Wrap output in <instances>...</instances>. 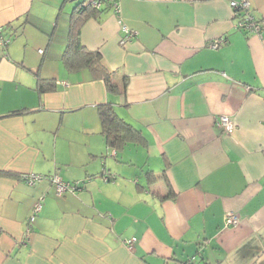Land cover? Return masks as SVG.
I'll return each mask as SVG.
<instances>
[{
    "label": "crops",
    "instance_id": "1",
    "mask_svg": "<svg viewBox=\"0 0 264 264\" xmlns=\"http://www.w3.org/2000/svg\"><path fill=\"white\" fill-rule=\"evenodd\" d=\"M249 1L259 35L234 26L229 0L85 11L80 43L119 86L126 77L111 91L66 50L79 0H0V264H264V0ZM38 78L53 87L39 91ZM107 103L144 143L106 144ZM24 173L80 188L57 194ZM229 210L237 224H224Z\"/></svg>",
    "mask_w": 264,
    "mask_h": 264
},
{
    "label": "trees",
    "instance_id": "2",
    "mask_svg": "<svg viewBox=\"0 0 264 264\" xmlns=\"http://www.w3.org/2000/svg\"><path fill=\"white\" fill-rule=\"evenodd\" d=\"M92 1L93 0H81L74 6L66 50L67 52H72L78 58L79 63L82 61V63L89 66L96 76H101L109 90L119 91L125 87L126 77L122 78V86H119L113 78L114 72L102 64L99 52L86 49L79 40V26L88 15L85 11L88 12V10H90V12H94L103 10L104 8L110 7L115 0H99L100 6L98 7L92 6ZM83 12H85V14H82ZM52 87L53 83L49 79L38 78L37 89L39 91ZM99 117L102 125L101 132L109 147L120 149L127 142L144 143L145 138L141 131L120 117L111 104L107 103L99 106ZM147 174L150 179L153 178L156 180L165 176L164 172L155 175L151 170H149ZM185 262L186 261H184V264ZM205 264H207V262Z\"/></svg>",
    "mask_w": 264,
    "mask_h": 264
},
{
    "label": "built area",
    "instance_id": "3",
    "mask_svg": "<svg viewBox=\"0 0 264 264\" xmlns=\"http://www.w3.org/2000/svg\"><path fill=\"white\" fill-rule=\"evenodd\" d=\"M117 2L118 0H115L112 3V6L117 9ZM92 6L98 7L100 6L99 0H93ZM229 6L233 9L234 16L236 17V21L234 26L242 30L244 32H249L253 34H260L261 30V22L260 20L252 13L250 9V1L249 0H229ZM121 30L124 32L123 38H121V42H124L125 40H128L133 35L132 30L124 23L120 24ZM225 38L219 37L214 40H212L209 45L216 47L220 44H223L225 42ZM7 40L2 39V44H6ZM215 124L222 128V130L228 131L231 130L234 127L233 120L224 114H221L217 116L215 119ZM108 176V175H107ZM21 178L25 180L27 183L33 184L36 181H40L43 179L49 180L52 182L55 186V191L57 194H62L66 191H75L76 189H79L78 181H67L62 179L58 174H39V173H24L21 174ZM108 178V177H105ZM41 199H38L33 207L32 210L27 218V222L24 228V235L23 239L24 241H27L29 239L30 232L32 231L33 227V221L35 219V216L40 211L41 208ZM239 221L238 214L234 212L233 210L226 211L223 216V222L225 225H231V224H237ZM135 240V237H129L124 238L123 242L128 247H132V243ZM185 264H195L194 258L190 257L186 260Z\"/></svg>",
    "mask_w": 264,
    "mask_h": 264
},
{
    "label": "rangeland",
    "instance_id": "4",
    "mask_svg": "<svg viewBox=\"0 0 264 264\" xmlns=\"http://www.w3.org/2000/svg\"><path fill=\"white\" fill-rule=\"evenodd\" d=\"M79 1H80V0H79ZM69 6H70V5L67 3V7H68V8H69Z\"/></svg>",
    "mask_w": 264,
    "mask_h": 264
}]
</instances>
